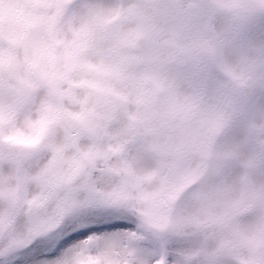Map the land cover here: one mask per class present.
Wrapping results in <instances>:
<instances>
[{"label":"snow or ice","instance_id":"snow-or-ice-1","mask_svg":"<svg viewBox=\"0 0 264 264\" xmlns=\"http://www.w3.org/2000/svg\"><path fill=\"white\" fill-rule=\"evenodd\" d=\"M212 10L0 0V264H264V0L227 57L159 22Z\"/></svg>","mask_w":264,"mask_h":264},{"label":"rangeland","instance_id":"rangeland-1","mask_svg":"<svg viewBox=\"0 0 264 264\" xmlns=\"http://www.w3.org/2000/svg\"><path fill=\"white\" fill-rule=\"evenodd\" d=\"M172 3H211L212 12L202 21L198 17H192L190 20H183L179 16H174L171 12L164 13L159 22L165 27L175 26L174 42L183 46L186 50H196L207 52L211 48L217 50L224 49L221 37L235 22L237 8L240 6H260L261 0H170ZM113 23H120L118 17L113 19ZM196 24H200L196 27ZM260 35V29L257 28V36ZM211 46V47H210ZM228 55V54H227ZM227 55H225L227 57ZM256 58V53L249 57L246 53L237 59L239 72L248 71L252 61ZM134 107V106H132ZM230 134L225 138L230 141ZM15 143H22L20 138H13Z\"/></svg>","mask_w":264,"mask_h":264},{"label":"clouds","instance_id":"clouds-1","mask_svg":"<svg viewBox=\"0 0 264 264\" xmlns=\"http://www.w3.org/2000/svg\"><path fill=\"white\" fill-rule=\"evenodd\" d=\"M249 27H250V38L259 43V42H264V19H260L258 20L255 16L251 17L250 21H249ZM259 27L260 29V35L257 36V28ZM225 53V55L228 54V50L226 48L222 49ZM246 54L249 57H252L255 54L254 50H249L246 52ZM241 261L246 259V255L245 254H241L238 257Z\"/></svg>","mask_w":264,"mask_h":264},{"label":"water","instance_id":"water-1","mask_svg":"<svg viewBox=\"0 0 264 264\" xmlns=\"http://www.w3.org/2000/svg\"><path fill=\"white\" fill-rule=\"evenodd\" d=\"M260 11V6L258 5H251V6H240L237 8L236 16H235V21L244 16L251 15L253 12H259Z\"/></svg>","mask_w":264,"mask_h":264}]
</instances>
